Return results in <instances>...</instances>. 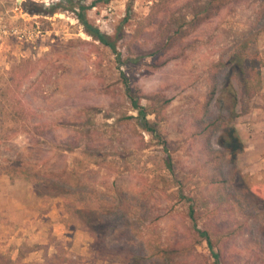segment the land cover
Instances as JSON below:
<instances>
[{"label":"rangeland","instance_id":"1","mask_svg":"<svg viewBox=\"0 0 264 264\" xmlns=\"http://www.w3.org/2000/svg\"><path fill=\"white\" fill-rule=\"evenodd\" d=\"M130 1L87 13L114 52L65 1L0 0L10 24L42 33L0 46V264H264V0ZM237 52L260 62L261 90L233 108ZM215 82L208 149L195 108ZM128 88L148 107L171 99L159 128L173 171Z\"/></svg>","mask_w":264,"mask_h":264},{"label":"trees","instance_id":"2","mask_svg":"<svg viewBox=\"0 0 264 264\" xmlns=\"http://www.w3.org/2000/svg\"><path fill=\"white\" fill-rule=\"evenodd\" d=\"M62 1H65L66 3H68L69 9L76 12L78 20L84 26L85 31L87 32V34L89 36H92L95 40L99 41L101 44L109 47L112 51H114V52L117 51V41L118 40H112L108 34L102 32L97 26L91 24L88 17H87L88 11L93 9L94 7H96L98 1H102V0L94 1L90 5L81 4L80 2H77L75 0H62ZM103 1L108 2L110 0H103ZM134 1L135 0H131L129 2V8L132 7ZM61 7H62L61 2L53 5L50 8H47V7L40 5V4H31L29 6H26V10L29 13H31L32 15H42V14L45 15V13L53 15ZM159 11H160V9H159ZM179 21H180V18H176L171 23H169V30L170 29L172 30L174 28L172 25L175 26L176 24H178V26H177L178 28H176L177 29L176 31H178V29L183 27L184 24L179 22ZM258 63H260V62H257V60H255V59H249L248 57L246 58L244 56V52L234 53L232 58L229 60L228 66H230L231 72H232L233 76L236 78V80L238 81V86H239V90L235 89L234 85L232 88L233 99H234L233 108H237V104L239 102L238 99H239L240 95H242L241 98H245V96H246L248 99H251L257 93L260 92V90H261V88H260L261 87V72L259 69L257 70V68H256V65ZM248 65L253 66L254 69L256 70V72L254 74V78H250L248 76V73L245 74V67L247 69L250 68V67H248ZM242 73H244V79L243 80L241 79ZM216 85L217 84L215 82V85L213 86V90H212L211 94L209 95L210 99L207 100L205 102V104L198 102L196 104V108H195L196 109L195 115L197 116V121H196L197 135L205 137V135L207 134L205 144L207 145L208 149L210 148V146H208V144H210V142H211V136L209 134L210 133L209 127L211 125L206 124V120L203 116L201 108H203V107H204V109H205V107L207 108L209 101L214 99L215 94H216ZM127 91H128V98L130 99L131 106L138 114L137 117H132V118H134V119L136 118L139 126L145 132H148L153 137L158 138L161 141L162 145L164 146L165 152H166L164 162H165L167 168L170 171H173L174 165H173L172 156L170 155V153L168 151V141L165 138V135L160 131V128H159V124L162 121V119L160 120V117H162V115L165 114V110L167 109V107L171 103V99L163 97L160 94H156L155 95L156 103L154 105L151 104L148 107V106L142 104V98L139 94L133 93L129 88ZM149 97L150 96H148L147 98H149ZM151 97L149 99H151ZM151 115H154L155 118L157 119V121L156 120L151 121L149 119V116H151ZM236 117H238V114L234 109L233 110V119ZM163 118H164V116H163ZM230 137H231V139L227 143V148L231 150V154H232L233 158H236L243 151L244 146H243L241 140L239 139V137L236 135L234 128L232 130H230ZM223 146L226 147L225 145H223ZM201 233L206 235V236L208 235L207 232H201ZM216 257L219 258L218 255Z\"/></svg>","mask_w":264,"mask_h":264},{"label":"built area","instance_id":"3","mask_svg":"<svg viewBox=\"0 0 264 264\" xmlns=\"http://www.w3.org/2000/svg\"><path fill=\"white\" fill-rule=\"evenodd\" d=\"M41 36L42 33L38 25L33 31L26 25H13L10 24L6 17L0 13V46L5 39L9 38H14L21 43L35 44L36 39Z\"/></svg>","mask_w":264,"mask_h":264}]
</instances>
